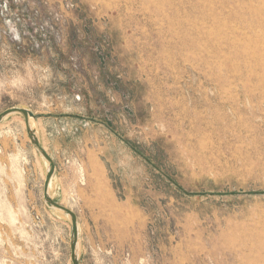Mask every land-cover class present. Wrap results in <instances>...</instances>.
I'll return each instance as SVG.
<instances>
[{
  "label": "rangeland",
  "instance_id": "obj_1",
  "mask_svg": "<svg viewBox=\"0 0 264 264\" xmlns=\"http://www.w3.org/2000/svg\"><path fill=\"white\" fill-rule=\"evenodd\" d=\"M9 107L79 264H264V0H0ZM47 169L5 117L0 264H72Z\"/></svg>",
  "mask_w": 264,
  "mask_h": 264
},
{
  "label": "water",
  "instance_id": "obj_2",
  "mask_svg": "<svg viewBox=\"0 0 264 264\" xmlns=\"http://www.w3.org/2000/svg\"><path fill=\"white\" fill-rule=\"evenodd\" d=\"M19 113L23 116L26 131L28 134V137L34 146V148L43 156V158L48 162V169L45 176V181L43 185V199L47 206L52 207L54 209L61 210L63 213L69 215L70 222H71V229H70V259L72 264H79V258L76 253L77 248V242L79 239V229H78V221H77V215L76 213L59 204L58 202L54 201L52 197L49 195L48 189L50 181L53 177V174L55 172V163L53 162V159L48 154V152L43 148L39 138L36 136L35 131L31 129L29 118L36 119V115L29 109L26 108H20V107H9L7 109H4L0 112V122L7 116L11 114Z\"/></svg>",
  "mask_w": 264,
  "mask_h": 264
},
{
  "label": "bare ground",
  "instance_id": "obj_3",
  "mask_svg": "<svg viewBox=\"0 0 264 264\" xmlns=\"http://www.w3.org/2000/svg\"><path fill=\"white\" fill-rule=\"evenodd\" d=\"M29 120H30V124H31V129H33V125H32V118H29ZM34 130V129H33ZM35 134H36V136L38 137V135H37V133H36V131H35ZM41 155V154H40ZM42 156V155H41ZM43 157V156H42ZM48 163V162H47ZM56 210H58V209H56ZM58 211H61V210H58ZM62 212V211H61ZM65 214V213H64ZM69 216V215H68ZM78 250H79V242H77V248H76V253H77V255H78Z\"/></svg>",
  "mask_w": 264,
  "mask_h": 264
}]
</instances>
